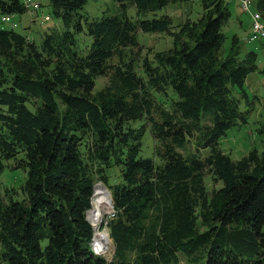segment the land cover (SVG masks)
<instances>
[{"label": "trees", "instance_id": "trees-1", "mask_svg": "<svg viewBox=\"0 0 264 264\" xmlns=\"http://www.w3.org/2000/svg\"><path fill=\"white\" fill-rule=\"evenodd\" d=\"M183 1L115 0L118 14L91 19L87 0H48L60 25L39 42L0 27V173L26 172L19 187L0 183V264H264V151L234 160L219 143L253 111L243 85L255 54L234 41L220 56L224 0H198V16L175 26L163 11ZM26 12L0 0V18ZM140 34L172 47L142 58ZM97 185L114 212L108 261L90 246Z\"/></svg>", "mask_w": 264, "mask_h": 264}, {"label": "rangeland", "instance_id": "rangeland-1", "mask_svg": "<svg viewBox=\"0 0 264 264\" xmlns=\"http://www.w3.org/2000/svg\"><path fill=\"white\" fill-rule=\"evenodd\" d=\"M41 4V10L36 16H32L29 12L18 16L16 15L14 22L17 27L14 29L17 33L27 36L28 38L34 39L39 42L40 34L46 31L48 28L58 26L59 21L52 16L50 17V9L48 7V0H36ZM228 3V7L231 11V19L229 20L226 27H224L223 32L225 34V41L219 52L221 57H225L229 54L231 48H233V42H237V49L240 50L241 56L247 55L250 51L255 54V64L257 70L254 73H250L244 83L245 94L248 95L247 102L248 106L253 108V111L249 114L247 123L242 124L238 128H232L226 132L219 143L221 149L230 154V157L234 160L240 159L244 154H246L250 149L255 148L258 152L264 151V75L262 73L264 69V49H262V44L260 42H255L252 44H247L244 42V38L247 37L250 32L251 20L248 13H246L238 1L224 0ZM250 11L252 13H260L262 21L264 24V12H259L256 8L257 0H251ZM247 7V6H245ZM26 10V9H25ZM119 8L115 0H87L81 13L86 14L91 19H100L103 13L109 15L118 14ZM200 9L198 5V0H187L179 2L173 5H169L166 10L163 11L166 15L172 19L173 24H182L186 18L195 19L198 16ZM162 12V11H161ZM160 12V13H161ZM158 13V14H160ZM129 14H133V10H129ZM48 17L47 21L44 18ZM29 25L28 29L24 26ZM31 26V27H30ZM0 27L5 29H11V24H2L0 21ZM83 37V36H82ZM138 40L141 45V57L149 59L153 58V55L157 52L168 50L172 47V40L170 37L165 35H143L140 34ZM91 42L90 38H80V45L89 44ZM114 82L111 74H106L96 81L94 92L101 90L102 88L111 85ZM241 109H247L243 103ZM153 145L154 142L150 137L149 133L146 132L142 140L141 156L144 158L153 157ZM190 148V147H188ZM26 179V172L21 170H8L5 169L0 173V183L3 187H19L20 184ZM207 185L210 186L212 183L209 179L206 181ZM95 193V190H94ZM100 194H103L100 192ZM94 196V195H93ZM95 197H93L94 200ZM96 220L95 219V207L93 202V208L91 210L90 218L98 227L97 235L95 234V239L101 240L104 243H110L108 246V251L104 252L103 259L111 260L114 254L113 241H107L109 237V230L107 229V221L113 217L114 212L109 213L107 216L103 214L100 210V206L96 207ZM101 212V215L99 214ZM94 212V214H93ZM104 222V225H102ZM102 225V226H101ZM100 227L102 230H100ZM106 227V228H105ZM108 233V237H107ZM106 237V238H105ZM94 239V240H95ZM92 243V242H91ZM90 243V244H91ZM105 243V244H106ZM102 252V251H101ZM102 258V257H101ZM106 260V261H107ZM206 256L198 257L196 259L187 260L183 256H179V264H205Z\"/></svg>", "mask_w": 264, "mask_h": 264}, {"label": "built area", "instance_id": "built-area-1", "mask_svg": "<svg viewBox=\"0 0 264 264\" xmlns=\"http://www.w3.org/2000/svg\"><path fill=\"white\" fill-rule=\"evenodd\" d=\"M238 1L241 5L242 9L248 13L251 19V32L248 35L247 42L254 43L257 41H264V25L261 24V17L257 13H252L250 11L251 8V0H232ZM21 4L24 6L27 12H29L32 16H36L38 12L41 10V4L36 0H20ZM247 6V7H245ZM15 15H5L0 18L2 24H11L12 28H16L17 25L14 22ZM48 17H45L44 21H47Z\"/></svg>", "mask_w": 264, "mask_h": 264}, {"label": "bare ground", "instance_id": "bare-ground-1", "mask_svg": "<svg viewBox=\"0 0 264 264\" xmlns=\"http://www.w3.org/2000/svg\"><path fill=\"white\" fill-rule=\"evenodd\" d=\"M100 191L101 192H103L99 187L95 190V193H94V196L93 197H95L94 198V200H93V198H92V203H91V208H90V210L87 212V214H86V216H87V220H88V222L90 223V225L92 226V224H94V225H96V223H94L91 219L93 218L94 219V216H92L91 218H90V212H91V210H92V208H93V202H94V207H95V219H96V213H97V210H96V207H97V205H99L100 206V210L102 211V212H104L103 214H106V216L109 214V213H112V211H113V209L111 208V206H110V201H109V197L105 194H100ZM93 214H94V212H93ZM99 214H100V216H102L103 217V215H101V212L99 211ZM89 218H90V220H89ZM94 219V220H95ZM97 220V219H96ZM95 220V221H96ZM98 221V220H97ZM92 223V224H91ZM103 223V222H102ZM93 227V226H92ZM106 228V227H105ZM93 230H94V228H93ZM96 232H98V227H97V231H95V234L97 235V233ZM94 234V233H93ZM95 234L93 235V237H94V239H95ZM107 237H108V233H107ZM106 238V237H105ZM109 240V238L107 239V241ZM110 241H111V239H110ZM112 242V241H111ZM106 243V242H105ZM103 241H101V240H97V239H95L94 240V244H92V247L94 248V250L95 251H98V249H101L100 251H99V253L100 254H104V252H107L108 251V246H109V244L108 243H106L105 244ZM106 248V249H105ZM105 249V250H104ZM102 251V252H101Z\"/></svg>", "mask_w": 264, "mask_h": 264}, {"label": "water", "instance_id": "water-1", "mask_svg": "<svg viewBox=\"0 0 264 264\" xmlns=\"http://www.w3.org/2000/svg\"><path fill=\"white\" fill-rule=\"evenodd\" d=\"M98 187H99L100 189L103 190V192L109 197V200L112 202L109 191H108L105 187H103V186H101V185H97V186H95V190H96ZM112 207H113V206H112ZM91 242H92V243L90 244V246H91L92 251H93L97 256H100V257L104 258L103 255L99 253V251H100L101 249H98V251H95L94 248L92 247V244H94V237H93V239H92ZM105 249H106V248H105ZM105 249H104V250H105ZM106 260H107V259H106ZM107 261H108V260H107Z\"/></svg>", "mask_w": 264, "mask_h": 264}, {"label": "crops", "instance_id": "crops-1", "mask_svg": "<svg viewBox=\"0 0 264 264\" xmlns=\"http://www.w3.org/2000/svg\"><path fill=\"white\" fill-rule=\"evenodd\" d=\"M40 12V11H39ZM39 12H38V14H39ZM28 27H29V25H26V26H24V28H26V29H28ZM31 27V26H30Z\"/></svg>", "mask_w": 264, "mask_h": 264}]
</instances>
